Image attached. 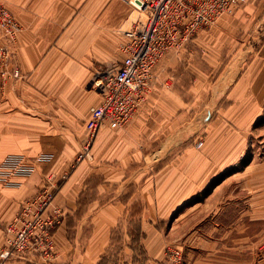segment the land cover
Here are the masks:
<instances>
[{
	"label": "crops",
	"instance_id": "0c3cea01",
	"mask_svg": "<svg viewBox=\"0 0 264 264\" xmlns=\"http://www.w3.org/2000/svg\"><path fill=\"white\" fill-rule=\"evenodd\" d=\"M0 2L19 26L10 42V66L20 70L17 78L0 73V162L50 157L35 163L28 175H11L9 182L0 177V247L19 203L49 184L55 188L54 203L65 212L53 233L56 256L49 264H102L124 207L137 195L144 207L140 221L147 253L158 264L163 241L171 236L162 224L206 188L227 166L224 161L238 156L242 133L264 105V0H236L232 12L208 30L167 51L154 66L134 116L124 127L101 128L88 159L81 160L85 121L102 100V75L122 61L118 46L129 40L124 31L137 13L123 0ZM208 88L222 98L213 118L210 110L209 117L203 113ZM201 133L205 139L196 147ZM96 176L101 187H129L136 193L128 202L115 196L103 205L83 203L79 194ZM223 182L208 194L209 203L218 199ZM197 203L184 207L190 213ZM202 221L206 251L229 252V262L237 264L240 240L249 235L218 221L211 225L206 216ZM123 232L128 238L127 229ZM0 264L44 262L30 257Z\"/></svg>",
	"mask_w": 264,
	"mask_h": 264
},
{
	"label": "built area",
	"instance_id": "2783aa9c",
	"mask_svg": "<svg viewBox=\"0 0 264 264\" xmlns=\"http://www.w3.org/2000/svg\"><path fill=\"white\" fill-rule=\"evenodd\" d=\"M137 13L129 29V40L120 43L122 61L104 70L100 86L102 100L90 108L85 121L88 137L77 160L89 156V149L97 132L104 126L121 128L134 116L145 100L153 68L170 49H180L189 39L208 30L217 20L233 10L236 0H123ZM19 29L13 14L0 2V73L10 72L19 77L17 65H11L10 42ZM196 142V147L202 145ZM39 154L27 160L8 157L0 162V177L8 181L11 175H28L34 164L49 160ZM55 188L44 185L35 195L19 203L15 216L4 226V242L0 247V261L40 258L49 264L56 256L54 230L64 221V209L54 203ZM264 256V239L259 244ZM168 264H181L182 251L173 247L168 251Z\"/></svg>",
	"mask_w": 264,
	"mask_h": 264
},
{
	"label": "rangeland",
	"instance_id": "374dc122",
	"mask_svg": "<svg viewBox=\"0 0 264 264\" xmlns=\"http://www.w3.org/2000/svg\"><path fill=\"white\" fill-rule=\"evenodd\" d=\"M212 77H214L213 73L209 80H212ZM206 99L207 111L205 112L204 109L203 113L209 117L208 110H210L213 118L217 111L216 105L222 98L214 95L208 88ZM226 101L227 99L223 98V102ZM260 108L256 120L241 135L244 142L240 145L238 156L224 161L223 165L227 166L207 184L206 188L202 189L189 203L179 206L169 217L167 223L162 224L164 230L169 228L171 236L167 235L166 240L163 241L158 264H168V251L173 247H178L182 251L181 264H191L190 261H195L194 264H219V261L231 264L229 257L232 256L229 252L208 253L204 248L206 246H204L205 240L202 237L204 235L202 220L205 216L211 225L218 221L228 229H230V225H233V228L239 230L240 235L243 232L246 236L249 235V238L240 240L241 252L237 264L264 263V256L259 249V244L264 239V105H261ZM197 139H201L203 142L205 135L201 133ZM210 140L212 139L210 138ZM194 144L196 146V143ZM212 147L214 148L213 141ZM84 158L88 159V156ZM166 160L160 161L158 166H164L163 162ZM99 177L92 178L90 180L92 182L89 181V185L81 190L80 201L83 203L95 201L99 205H103L117 196L116 198L128 202L129 198H132L136 193L133 188L129 187L122 189L101 187ZM223 180V184L217 188L218 199L213 198L209 203L207 201L208 194ZM248 182H251V185L248 186ZM136 197L124 207L120 223L114 227V232L112 231L110 246L102 259V264H153L147 253L146 238L143 236L140 221L144 208L143 202L138 195ZM195 201L201 203H197V206L188 213L184 206ZM185 210L187 211L185 212ZM215 213L216 215L213 216ZM201 216L203 217L201 218ZM124 229L128 231V238L123 237ZM165 231L167 232V230ZM246 242H249V252L253 253L251 258V254H247Z\"/></svg>",
	"mask_w": 264,
	"mask_h": 264
}]
</instances>
